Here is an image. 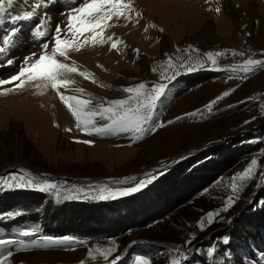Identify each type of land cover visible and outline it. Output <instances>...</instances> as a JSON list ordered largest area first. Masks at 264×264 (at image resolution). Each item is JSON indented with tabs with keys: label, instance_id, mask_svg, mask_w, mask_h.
Instances as JSON below:
<instances>
[{
	"label": "rangeland",
	"instance_id": "374dc122",
	"mask_svg": "<svg viewBox=\"0 0 264 264\" xmlns=\"http://www.w3.org/2000/svg\"><path fill=\"white\" fill-rule=\"evenodd\" d=\"M33 2L29 0V4ZM82 2L56 0L38 9L33 19L13 24L11 16L30 10L24 0H16L0 25V39L12 28L19 29L7 54H0V65H4L0 67V79L18 74L25 57L35 53L33 60L37 59L42 43L49 44L50 52L55 43L51 37L55 35L56 25L63 30L61 38L74 39L66 28L67 13ZM131 3L134 9L131 18L114 17L104 32L105 43L83 44L79 51H70L68 60L63 61L92 74L96 82L70 74L68 79L74 83L60 92L72 95L75 90L83 89L85 97L82 98L89 94L97 98L92 103L95 107L98 101L126 99L128 94L122 89L138 83H145L149 88L167 84L157 107V121L165 126L138 142H133L130 134L89 136L76 127L74 117L55 90L51 87L41 90L29 84L23 90L0 95V177L22 175L20 170L23 169L37 181L55 183L57 189L44 192L54 204L72 200L102 201L98 198L99 186L123 189L134 186V181L116 182L132 177L150 180L140 190L144 191L164 177L160 188L141 199L146 202L153 196L165 197L164 208H158L164 215L160 213L163 216L159 220L120 238H75L87 243L26 250L12 246L13 254L6 264H133L136 255L150 257L152 264H169L175 255L170 250L176 248L188 256L184 264H264L263 252L258 251L254 258L249 253H238L233 247L238 230L245 229L246 233L254 215L264 210L261 204L264 201V115L261 114L264 69L243 79L242 72L226 71L249 57L264 60V0H131ZM42 19L48 20L42 29L47 30L48 35L37 37L35 27ZM90 35L86 33L79 42L82 44ZM114 42L118 43L117 48L112 47ZM189 46L198 51H191ZM217 51L226 54L218 57L213 65L204 54ZM233 51L243 55H233ZM189 56L203 61L204 68L191 73L180 68V75L171 81L162 76V73L171 76L175 70L167 66L169 59L179 65ZM8 59L14 61L12 66H7ZM15 83L18 82L0 87V92L14 88ZM226 91L230 95L209 113L206 105ZM198 110L203 115L188 116ZM105 123L107 121L97 119L98 125ZM229 145L244 147V159L229 167L223 164L218 168L221 175L215 176L212 183L200 180L198 172L185 180L178 174H170L176 165L199 163L217 151L220 154L224 147L225 155H232ZM253 158L258 160L255 178L234 194L232 178L243 172ZM194 167V171L198 170V166L192 169ZM36 191L41 192L35 188H6L0 190V196L18 193V203L23 204L28 193ZM65 196L76 198L64 199ZM229 196L234 197L233 206L220 212ZM17 212L21 214V210ZM210 212H219L211 224L206 219ZM4 213H0V220L10 217L9 212ZM262 216L255 224L263 226ZM202 219L203 230L198 227ZM24 231L34 232V235L20 236ZM20 233L8 236L4 232L0 239H18L31 244L33 241L43 243L40 238L45 236L38 227H27ZM225 239L229 241L227 244ZM96 247H115V251L107 261L91 260L88 249ZM210 249L212 257L207 255Z\"/></svg>",
	"mask_w": 264,
	"mask_h": 264
},
{
	"label": "snow or ice",
	"instance_id": "6c2138e0",
	"mask_svg": "<svg viewBox=\"0 0 264 264\" xmlns=\"http://www.w3.org/2000/svg\"><path fill=\"white\" fill-rule=\"evenodd\" d=\"M56 0H34L29 4V0H24V4L28 6L30 10L22 11L16 15L10 17V22L16 24L19 21H29L37 15V10L41 7L55 3ZM16 0H0V25L4 21L5 13L13 7ZM134 11L131 0H83L79 6L73 7L67 13V31L74 38L72 40L61 38L62 29L59 25H56L54 32L55 35L51 37L55 41L54 47L49 52V44L47 42L40 45L42 52L37 59L33 60L35 53L29 57L24 58V62L21 65L18 74L12 75L9 79H0V87L15 83L14 88H9L7 91L0 92V95H7L9 92L23 90L29 84H35L38 89H46L51 87L55 90L60 100L65 104L76 121V127L83 133L89 136L107 137L120 134H130V139L133 142L143 140L149 133L154 132L158 128H162L165 125L157 121V107L158 102L165 95L167 84H157L149 88L145 83H138L134 87L123 88L122 91L127 93L126 99L111 100V101H98L96 106L93 107L92 103L94 98L90 94L86 98L83 89L75 90V94L65 95L60 92L61 89L68 90L69 86L74 81L68 79L70 74H79L85 79H89L92 82H96V78L87 72L81 71L77 66H74L63 61L68 60L69 52L72 50L79 51L83 44L91 42L93 45L97 43H105L104 32L107 27L110 26V21L115 18H131V13ZM220 11L219 8L216 9ZM63 14V13H62ZM139 16V13H136ZM48 23L47 19H42L40 24L35 27V34L37 37H45L48 35L45 25ZM19 31L18 28H12L8 34L0 39V54L6 55L7 49L12 43L13 37ZM86 33H90V37H86L81 44L80 37H84ZM108 39H111L109 37ZM113 48L118 47V43H112ZM191 49V46H189ZM191 51H198L191 49ZM225 52H207L204 55L207 60L213 65H216L217 58L225 56ZM233 55H243V53L232 52ZM63 58V59H59ZM167 66L170 69H175L171 76H167L162 73V76L171 81L176 76L180 75L179 69L183 68L187 72L191 73L198 69L204 68V62L200 60H193L189 56L187 61H182L179 65L173 64L171 59L167 62ZM14 61L12 59L7 60V66H12ZM4 65H0L3 67ZM264 69V60L253 59L249 57L242 64L233 65L227 69L231 73L242 72L246 78L249 75L254 74L257 70ZM231 79L232 76H229ZM234 91V89L232 90ZM230 95V92H224L222 95L216 97L208 105L206 110L211 113L212 108L225 97ZM107 105V106H105ZM203 115V112L189 113L188 116L195 117L197 115ZM261 114L264 115V105L261 106ZM97 119L107 121L103 125L97 124ZM180 119V118H178ZM169 124L174 123L168 121ZM246 123H249L246 121ZM70 131V129H68ZM83 143H91L90 141H83ZM258 168V160L253 158L250 164L241 173H237L232 178L233 183L231 185L232 192L238 193L242 188L246 187L248 182L255 178L256 170ZM22 175H10L7 177H0V190L6 188H35L41 192H49L50 190L57 189L55 183H50L48 180L37 181L32 174L26 170H20ZM130 181H134V186L126 187L123 189L113 190L106 186H99L100 192L98 198L101 200H107L109 198L115 199L118 196H127L129 194L138 192L144 187L150 180L139 179L135 177L126 178L121 181H117L119 184H127ZM239 182V183H237ZM77 191H81L77 189ZM74 196H65L64 199H75ZM238 198V197H237ZM234 197L229 196L225 201V207L220 212L228 211L229 207L234 204ZM264 205V201L261 202ZM9 215H20L19 212ZM219 212L208 213L207 221L209 224L214 222L213 218L218 216ZM198 227L204 229V220L202 219ZM23 237L34 235V232L24 231L19 234ZM43 243L40 241H33L31 244H26L23 240L14 239H0V264H6V261L12 256L10 250L12 246H16L17 250H26L31 247H49L54 245H72V244H86V241L76 240L73 237H64L62 239H53L52 237H41ZM229 241L224 240L227 244ZM115 251V247L108 248H89L88 257L91 260L102 258L107 261L111 254ZM174 252L169 261V264H184L187 261L188 256L180 248L170 250ZM209 257H212L213 251L210 249L207 253ZM118 259V258H117ZM83 264V262H82ZM133 264H152L150 257L146 255H136L133 257Z\"/></svg>",
	"mask_w": 264,
	"mask_h": 264
},
{
	"label": "trees",
	"instance_id": "16d2710c",
	"mask_svg": "<svg viewBox=\"0 0 264 264\" xmlns=\"http://www.w3.org/2000/svg\"><path fill=\"white\" fill-rule=\"evenodd\" d=\"M231 144L235 146L236 143ZM229 147L232 155H225L224 147L221 148L220 154L217 151L210 158L199 163L178 164L174 167V172L170 174H178L184 177L182 180H185L187 177H191L194 172H198L196 175H201L200 180L212 183L215 176L217 178L221 175L218 168L223 164L229 167L244 159V147L231 148L230 145ZM210 163L212 166H208ZM195 165L198 166L196 171H194L195 167L192 169ZM205 167L207 168L205 169ZM182 168L183 171H179ZM164 179L161 177L156 185H150L136 195L113 200H72L54 204L46 193L36 191L28 193L23 204H19L18 193L3 194L0 196V213L9 212L12 214L11 212L15 213L17 210H21V214L3 217L4 219L0 220V234L6 232L8 236H14L24 228L38 227L45 236L52 238L73 237L91 240L120 238L133 229L152 224L164 215L158 208H164L162 202L165 197L153 196V199L145 200L146 202L141 201L142 198L149 197L155 192L154 190L160 188L165 182ZM262 215H264V210L261 213L258 211L254 215V220L247 223L250 228L246 230V233H244L245 229L238 230V235L233 243V247L238 253H249L254 258L258 251L264 253V224L263 226L262 223L255 224L256 219L263 217ZM261 257L257 259L260 260Z\"/></svg>",
	"mask_w": 264,
	"mask_h": 264
}]
</instances>
